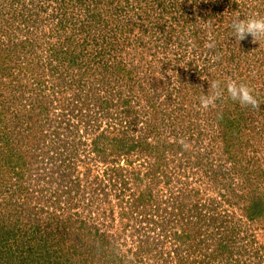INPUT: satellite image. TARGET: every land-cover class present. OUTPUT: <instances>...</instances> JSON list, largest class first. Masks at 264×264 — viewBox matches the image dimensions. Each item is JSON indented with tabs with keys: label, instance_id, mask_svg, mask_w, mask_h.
<instances>
[{
	"label": "rangeland",
	"instance_id": "rangeland-1",
	"mask_svg": "<svg viewBox=\"0 0 264 264\" xmlns=\"http://www.w3.org/2000/svg\"><path fill=\"white\" fill-rule=\"evenodd\" d=\"M0 264H264V0H0Z\"/></svg>",
	"mask_w": 264,
	"mask_h": 264
},
{
	"label": "trees",
	"instance_id": "trees-1",
	"mask_svg": "<svg viewBox=\"0 0 264 264\" xmlns=\"http://www.w3.org/2000/svg\"><path fill=\"white\" fill-rule=\"evenodd\" d=\"M59 225V224H58ZM62 226V225H61ZM63 227V226H62ZM65 227V226H64ZM76 235L79 236L77 230L74 231V237L76 238ZM72 238V237H71Z\"/></svg>",
	"mask_w": 264,
	"mask_h": 264
}]
</instances>
